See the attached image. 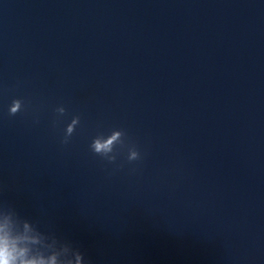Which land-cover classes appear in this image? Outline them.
<instances>
[{"label":"water","instance_id":"1","mask_svg":"<svg viewBox=\"0 0 264 264\" xmlns=\"http://www.w3.org/2000/svg\"><path fill=\"white\" fill-rule=\"evenodd\" d=\"M113 128L135 172L89 150ZM7 205L90 264H264V0H0Z\"/></svg>","mask_w":264,"mask_h":264},{"label":"clouds","instance_id":"2","mask_svg":"<svg viewBox=\"0 0 264 264\" xmlns=\"http://www.w3.org/2000/svg\"><path fill=\"white\" fill-rule=\"evenodd\" d=\"M38 111L31 103L23 98H14L8 106V115L14 117L29 111ZM58 117L67 115L63 105L54 109ZM39 123V118L34 120ZM59 120H53L55 128ZM81 125V117L73 115L66 124L60 144L66 146L71 142L77 127ZM89 150L94 156L109 165H113V173L122 170L125 165H134L135 172L139 163L144 159L139 146L131 140L125 129L113 128L105 134L98 132ZM123 155L119 163L118 158ZM111 174V173H110ZM0 264H90L85 260L79 248L69 241L61 239L53 232H44L36 222L20 216L12 205L0 208Z\"/></svg>","mask_w":264,"mask_h":264}]
</instances>
